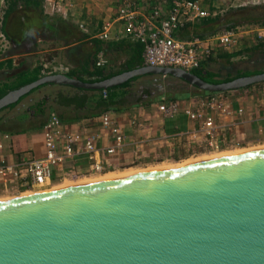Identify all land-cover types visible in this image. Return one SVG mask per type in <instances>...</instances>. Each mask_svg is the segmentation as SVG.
Masks as SVG:
<instances>
[{
    "label": "water",
    "instance_id": "1",
    "mask_svg": "<svg viewBox=\"0 0 264 264\" xmlns=\"http://www.w3.org/2000/svg\"><path fill=\"white\" fill-rule=\"evenodd\" d=\"M143 73L208 92L264 81L149 65L92 83L52 73L8 91L0 109L44 83L108 88ZM0 264H264V148L0 198Z\"/></svg>",
    "mask_w": 264,
    "mask_h": 264
},
{
    "label": "built area",
    "instance_id": "2",
    "mask_svg": "<svg viewBox=\"0 0 264 264\" xmlns=\"http://www.w3.org/2000/svg\"><path fill=\"white\" fill-rule=\"evenodd\" d=\"M44 2L51 6L53 12H58L65 4H75L76 0ZM122 4L118 18L123 22V28L118 35L143 45L144 65L191 71L212 58L217 48L229 51L238 46L245 34L242 27L236 26L204 37H177L175 31L182 24L214 15L198 0H161L147 14L139 11L140 2L136 0H124ZM163 4H171L167 12ZM117 37L111 34L109 26H104L99 33L102 40ZM104 61L100 55L97 64ZM224 92L151 102L156 116L165 118L183 113L192 123L185 132L155 138L148 135V119L137 118L136 111L142 109L141 105L133 106L134 115L127 128L119 124L111 110L80 121H65L51 112L41 128L42 154L13 150L12 158L1 155L0 198L54 188L65 180L254 146L256 143L239 139L235 126L222 120L236 113L226 101ZM103 95L106 96L105 91ZM241 112L240 108L237 114ZM9 137V133L1 135L0 150L3 139ZM127 147H130L132 155L123 160L120 154Z\"/></svg>",
    "mask_w": 264,
    "mask_h": 264
},
{
    "label": "crops",
    "instance_id": "3",
    "mask_svg": "<svg viewBox=\"0 0 264 264\" xmlns=\"http://www.w3.org/2000/svg\"><path fill=\"white\" fill-rule=\"evenodd\" d=\"M123 1L76 0L75 4H65L63 9L58 12H53L49 4H40L39 11L47 15L46 21L38 18L33 11L34 9L27 12L29 20L24 21L21 16L24 12L20 9L22 7L18 6L19 10L12 12L7 20L5 18L0 23V87L6 83L13 84L19 80L24 71L27 72L28 76H31L34 74V69H38L39 77L52 73L64 74L70 71H79L85 58L88 40L100 39L99 33L104 26H109L111 34L118 37L103 41L118 42L125 40L134 43L135 41L118 35V32L123 28V22L118 18ZM7 4L3 5L2 17H4ZM154 5L140 2L138 4L139 11L142 14H147ZM170 5L163 4L165 12L169 10ZM203 8L205 9V7ZM251 27L245 30V35H247L245 37L250 38L249 40H251L252 34H258L256 37H264V27ZM83 34H85L84 38L82 37ZM241 46L242 44L235 50L240 49ZM227 52L230 51L227 50ZM125 57L126 54L123 53L107 52L108 67L116 69ZM238 57L239 55H236L230 59L232 64H234V59ZM207 64V68L214 71H219L220 67L229 65L225 58L220 57L218 50L207 61ZM223 95L236 113L233 116L228 115L222 120L235 126L236 135L239 139L249 140L252 144L264 143V81L248 87L227 90ZM39 96L33 93L27 99L32 100ZM150 103L141 105L142 109L136 113L138 114L137 118L148 119L150 122L148 135L151 138L162 135L168 136L175 132H185L192 127V123L183 113L165 118L156 116L155 109L150 106ZM133 106L126 110L114 112L119 124L125 128L129 126L130 119L134 115ZM240 108L242 112L237 114ZM83 118L86 117L76 118L72 121H80ZM3 133L6 132L0 131V139H2ZM9 135V138L2 141L3 148L0 150V157L3 154L12 158L13 150H29L36 155L42 154L43 144L40 128L28 129L21 133H9ZM131 155V149L127 147L120 154V158L125 160Z\"/></svg>",
    "mask_w": 264,
    "mask_h": 264
},
{
    "label": "trees",
    "instance_id": "4",
    "mask_svg": "<svg viewBox=\"0 0 264 264\" xmlns=\"http://www.w3.org/2000/svg\"><path fill=\"white\" fill-rule=\"evenodd\" d=\"M42 0H8L7 9L4 12L3 19L9 17L12 12L19 10L24 12L21 16L24 21L29 18L27 12L33 11L38 18L46 21L47 15L39 11V5ZM29 20V19H28ZM264 24V4L255 6H240L227 10L224 14H215L200 19L196 22H187L182 24L175 35L186 39L191 36L204 37L216 33L220 30L236 27L239 25H262ZM27 27V26H26ZM25 29V27H24ZM85 34L82 35L84 38ZM245 37L241 41V48L238 50H227L219 47L220 57L225 58L229 65H233L230 59L236 55L245 54L246 57L255 58L256 64L252 68H235L234 71L226 69L224 73L207 68V61L201 62L200 66L192 69L202 80L210 83H219L228 81L236 77L247 76L264 71V37ZM117 52L126 54L123 62L116 68L108 67L109 61L106 58L107 52ZM143 45L139 42L131 43L129 41H103L98 38L88 40V46L85 52V58L82 61L79 71H70L64 73L70 78L83 82H97L111 76L120 74L124 71L140 68L144 66ZM103 57L105 61L97 64L98 59ZM39 78V70L34 69V74L27 75L22 72V76L13 84L6 83L0 87V97L8 91L16 89L24 84ZM184 80L172 75H162L158 73H143L132 76L120 84L108 88H83L66 84L44 83L31 89L26 94L20 96L16 101L0 109V131L6 133H21L32 128H42L51 112L56 113L61 119L71 121L76 118L90 117L99 115L105 111L111 110L119 112L126 110L133 105H147L152 101L163 99L186 98L191 94H210L204 90L195 87L167 84L166 80ZM263 82V81H261ZM253 83L245 87L258 84ZM189 85V84H188ZM185 87V88H184ZM106 92V96L103 92ZM40 95L36 99L28 100L30 94ZM12 112L16 117H9Z\"/></svg>",
    "mask_w": 264,
    "mask_h": 264
},
{
    "label": "rangeland",
    "instance_id": "5",
    "mask_svg": "<svg viewBox=\"0 0 264 264\" xmlns=\"http://www.w3.org/2000/svg\"><path fill=\"white\" fill-rule=\"evenodd\" d=\"M8 0H0V23L2 22L1 17L3 15V5L7 4ZM160 2L161 0H138V2H142L143 4H156L157 2ZM200 2V4H202L201 6L205 7V9L209 10L210 12H212L214 15L215 14H224L227 10L231 9V8H236V7H240V6H255V5H260V4H264V0H198ZM42 4H45L44 0H42ZM240 27H242L243 30H247L248 28H254L256 26H260V27H264V24L262 25H239ZM254 26V27H253ZM221 31V30H220ZM245 34L242 35L243 38H245ZM251 36L256 37L258 36L257 34L254 35L252 34ZM241 45V42L240 44ZM238 46H235V48H232L230 50H235ZM229 50V51H230ZM244 56V57H243ZM255 58L253 57V59L246 57L245 54L239 55V57L237 59H234V64L233 65H228V66H224V67H220L219 71H221V73H224L226 69H229L230 71H234L235 68H252L255 65H261V64H256L255 63ZM215 68V67H214ZM167 84H171V85H177L178 87H182L185 86L186 88H189L190 85L183 83L180 80H166ZM184 87V88H185ZM207 94H191L190 96L192 97H204ZM160 99H163L162 97ZM16 113L13 112L11 114H9V117H16ZM264 146V143H260V144H255L254 147L252 145H250V147L247 148H252V149H256L259 146ZM246 148V147H245ZM261 148V147H260ZM221 152V151H220ZM205 154H209V153H205ZM201 155V154H199ZM198 156V155H197ZM196 157V156H194ZM162 162H174V161H170V160H165ZM177 162V161H175ZM179 162V161H178ZM161 163V162H159ZM158 163L156 164H152V165H148L149 167H153L156 166ZM146 166V167H148ZM145 168V167H144ZM76 180V179H74ZM66 181H71V180H66ZM65 182V181H64ZM63 182V183H64Z\"/></svg>",
    "mask_w": 264,
    "mask_h": 264
},
{
    "label": "bare ground",
    "instance_id": "6",
    "mask_svg": "<svg viewBox=\"0 0 264 264\" xmlns=\"http://www.w3.org/2000/svg\"><path fill=\"white\" fill-rule=\"evenodd\" d=\"M260 147L264 148V146L262 145L256 149H260ZM254 149L247 148V147L246 148H239V149H231V150H226V151H221V152H216V153L201 154V155H198L196 157H189L187 159H183L179 162L178 161L177 162H169V163L168 162H161V163H158L156 166H153V167L148 166L145 168H127V169H124L122 171L108 172L104 175L88 176V177L79 178L76 180L72 179L71 181L65 180L64 183H60V184L56 185V188L64 187V186H70V185H74V184H81V183H85V182H92V181H96V180L116 178V177H120V176L136 174V173L145 172V171L154 170V169L170 168V167L188 164L191 162H196V161H200V160H204V159L216 158V157H220V156L235 154V153L243 152L246 150H254ZM24 194H26V193H24Z\"/></svg>",
    "mask_w": 264,
    "mask_h": 264
}]
</instances>
